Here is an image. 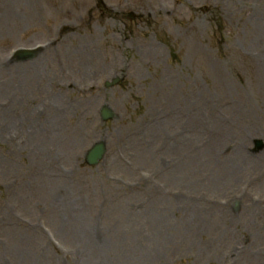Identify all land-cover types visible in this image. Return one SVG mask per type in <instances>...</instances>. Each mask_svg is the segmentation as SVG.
<instances>
[{
  "label": "rangeland",
  "instance_id": "obj_1",
  "mask_svg": "<svg viewBox=\"0 0 264 264\" xmlns=\"http://www.w3.org/2000/svg\"><path fill=\"white\" fill-rule=\"evenodd\" d=\"M248 248L264 264V0H0V264Z\"/></svg>",
  "mask_w": 264,
  "mask_h": 264
},
{
  "label": "bare ground",
  "instance_id": "obj_2",
  "mask_svg": "<svg viewBox=\"0 0 264 264\" xmlns=\"http://www.w3.org/2000/svg\"><path fill=\"white\" fill-rule=\"evenodd\" d=\"M243 218H245L243 215H241ZM240 216V217H241ZM251 230V229H250ZM86 233V235H88L89 236V238L90 239H92V237H91V235H90V233L88 232V231H86L85 232ZM257 253H251V248H248V249H245V253L243 254V255H239L238 254V256H240L243 260H247L246 262H251V263H258L260 260H259V258H258V255H256ZM256 255V256H255ZM103 263V262H102ZM101 263V264H102Z\"/></svg>",
  "mask_w": 264,
  "mask_h": 264
},
{
  "label": "water",
  "instance_id": "obj_3",
  "mask_svg": "<svg viewBox=\"0 0 264 264\" xmlns=\"http://www.w3.org/2000/svg\"><path fill=\"white\" fill-rule=\"evenodd\" d=\"M108 116H109V114L106 112V113H105V117H108ZM101 153H102V147L99 146V147L96 149V152H95V158H97ZM95 158H94V159H95ZM94 159L91 160V158H90V162L95 163V162H94Z\"/></svg>",
  "mask_w": 264,
  "mask_h": 264
}]
</instances>
